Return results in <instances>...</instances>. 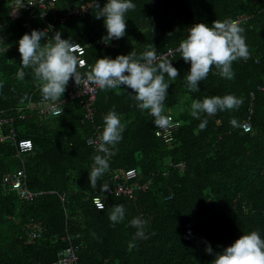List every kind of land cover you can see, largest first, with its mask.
<instances>
[{"label": "trees", "instance_id": "trees-1", "mask_svg": "<svg viewBox=\"0 0 264 264\" xmlns=\"http://www.w3.org/2000/svg\"><path fill=\"white\" fill-rule=\"evenodd\" d=\"M78 1L58 0L47 17H56L55 32L63 39L85 46L90 64L85 74L97 58L131 51L139 55L149 45L159 54L186 38L193 24L211 25L239 13L249 14L239 24L245 29L250 58L233 63L231 80L213 68L200 82V90L192 92L186 80L190 62L175 53L171 63L179 76L170 81L164 105L165 114L171 113L180 124L169 141L154 134V117L137 107L131 89H99L94 123L81 117L77 98L63 105L62 116H41L33 104L41 93L32 70L24 69L23 80L17 77L18 41L38 30L32 19L27 20L28 11L20 9L0 49V115H13L17 134L30 138L32 147L17 157L9 140L0 142V264H51L69 245L76 264H212L215 253L243 233L256 230L264 238V91L255 92L252 99L251 130L240 127L250 90L264 82V0H132L136 8L126 15L125 36L107 45L101 40L107 29L103 18H96L98 11L71 13ZM6 11L1 7L0 13ZM62 13L69 15L61 23L57 18ZM97 40L102 44L94 43ZM226 94L242 98V105L214 116L202 114L208 123L200 130L201 120L190 114L192 101ZM110 110L120 115L125 130L108 170L135 167L142 180L150 179L135 198L106 194L108 171L96 187L90 186L93 157L101 153L86 139L95 132L94 125L100 124L102 132L103 117ZM21 112L26 116L20 118ZM168 161H182L184 167L169 166ZM21 165L27 187L37 192L29 198L8 190L4 177ZM96 193L104 200L103 211L91 201ZM117 204L124 205L125 219L113 225L109 214ZM134 217L148 222L147 239H134ZM36 229L39 233L32 234ZM207 245L212 254L205 251Z\"/></svg>", "mask_w": 264, "mask_h": 264}, {"label": "clouds", "instance_id": "clouds-1", "mask_svg": "<svg viewBox=\"0 0 264 264\" xmlns=\"http://www.w3.org/2000/svg\"><path fill=\"white\" fill-rule=\"evenodd\" d=\"M98 9L97 19L103 18L107 29L101 40L109 44L112 40L123 38L127 31L126 15L134 11L136 5L132 0H107L103 7L96 0ZM245 29L233 19L214 20L211 25L199 22L188 28V34L179 44L177 52L188 63L190 71L186 80L192 92H198L199 84L207 79L215 68L224 79H234L233 63L239 60L247 61L250 51L244 35ZM46 30L33 29L30 34L25 33L18 41V51L21 56V69L18 70V79L25 78L24 69H31L33 78L54 116H62L63 109L58 102L63 97L70 80L76 85L86 80L96 85L100 90L131 89L137 107L148 111L154 117V123L161 129L173 127L172 118L165 114L164 102L168 96L170 81H175L179 70L171 60L165 56H158L154 45H149L139 55L131 51L126 55H117L115 58L104 56L97 58L95 64L82 74L78 68L83 61L76 54L73 41L63 39L61 32H55L51 39L47 38ZM47 38L46 43H41ZM0 42H3L0 39ZM179 43V42H178ZM165 77L168 79L166 80ZM119 94V92H117ZM243 99L233 94L224 96H206L203 100L195 99L191 103L190 114L201 120L198 125L204 130L208 120L201 119V115L214 116L218 112L238 109ZM103 129L97 144V154L93 157L94 165L89 172L90 186L96 187L98 179L108 171L109 160L116 154V146L122 140L125 125L115 110H110L103 117ZM235 124V121H232ZM106 191L107 186H103ZM103 211V206H100ZM109 219L115 225L125 219V207L122 204L113 206ZM147 221L134 217L130 224L137 231L134 239H147L145 233ZM205 251L213 253L211 245ZM212 264H264V238L256 230L243 233L230 246L215 253Z\"/></svg>", "mask_w": 264, "mask_h": 264}, {"label": "built area", "instance_id": "built-area-1", "mask_svg": "<svg viewBox=\"0 0 264 264\" xmlns=\"http://www.w3.org/2000/svg\"><path fill=\"white\" fill-rule=\"evenodd\" d=\"M58 0H5V7L9 8H19L28 11L27 20L32 19V22H35L38 26V30H46L48 33L47 38L51 39L55 34V28L53 20L56 17H47V11L54 12L55 4ZM101 7L107 2V0H97ZM96 0H80L75 2L71 6V13L76 16H84L94 11H98L95 7ZM68 13H62L58 16L59 22H64L68 18ZM249 14L247 13H239L237 14L233 20H236L238 23L248 20ZM26 20V22H27ZM28 30L31 29V25L27 22ZM47 38H42L46 43ZM184 40V39H183ZM182 41V40H181ZM180 41V42H181ZM102 44L101 41H94V43ZM179 43L168 46L157 54L158 56H165L169 60H173L175 53L177 52V48L179 47ZM76 46V54L83 61V64L78 68L82 74H85V70L90 67V64L87 62L85 51L86 48L80 42H73ZM99 88L96 85L90 84L86 78L81 82L78 86L74 82V80L69 81L65 95L58 102V105L61 109H63V105L68 100L78 99L79 104L81 105L82 115L81 117L85 120L94 123V116L96 113V109L94 106L96 95ZM264 91V82H259L254 85L252 90L249 92V102L246 108L245 117L240 122V127L243 131L251 130V115L253 112V97L255 92ZM37 112L39 115H49L51 111L49 110L47 103L42 99L40 95L38 99L33 102ZM166 115L172 118L173 127L165 130L159 127H156L154 130V134L157 137L162 138L164 141H169L173 138V133L177 129L180 124L178 119H175L171 113H167ZM20 118L26 116L25 112H21L18 114ZM15 120L13 115L1 116L0 115V142L9 140L10 143L14 146V154L17 157H20L23 153L27 152L32 147V142L30 138L20 136L17 134V129L15 125ZM95 132L88 136L86 142L97 151V144L99 143V136L101 134V126L100 124L94 125ZM102 154V153H101ZM169 166L178 167L182 169L184 167V162H171L168 161ZM165 170L163 171V173ZM108 184L107 189L105 191L106 194L113 195H123L131 198H135L136 192L140 190H144L147 188L149 184V180H142L141 175L135 167H127V168H116L108 170ZM5 179L8 180L7 188L8 190H16L19 197L29 198L35 195L37 192L30 190L25 182V171L23 165L15 170L8 171L4 174ZM6 188V189H7ZM53 192V190H49ZM60 199L63 201L64 196L60 194ZM91 201L95 207L100 208V206L104 205V200L100 194H93L91 196ZM32 234H38L40 229L32 230ZM77 255L74 251L72 245L66 246L59 252V255L56 260L52 261L51 264H76Z\"/></svg>", "mask_w": 264, "mask_h": 264}, {"label": "crops", "instance_id": "crops-1", "mask_svg": "<svg viewBox=\"0 0 264 264\" xmlns=\"http://www.w3.org/2000/svg\"><path fill=\"white\" fill-rule=\"evenodd\" d=\"M5 0L0 1V10L1 7H5ZM7 7V6H6ZM21 10L19 8H9L7 7L6 14L0 13V39L5 42V39H8L10 31H8V36L5 35V32L8 30L10 24L15 23L17 17L21 15ZM3 47V42H0V49Z\"/></svg>", "mask_w": 264, "mask_h": 264}]
</instances>
